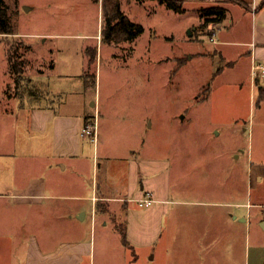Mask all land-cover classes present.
<instances>
[{
    "label": "rangeland",
    "instance_id": "obj_1",
    "mask_svg": "<svg viewBox=\"0 0 264 264\" xmlns=\"http://www.w3.org/2000/svg\"><path fill=\"white\" fill-rule=\"evenodd\" d=\"M5 1L18 35H0V105L4 97L24 99L34 95L38 84L31 83L30 76L46 71L51 58L57 62L58 73L77 75L87 65L86 46L98 48V61L90 68L97 73L92 95L98 102L93 116L98 135L96 141L83 136L90 142L83 169L87 183L92 182L90 191L98 182L106 194L128 195L130 180L124 159L134 148L148 157H168L172 162L178 151L179 174L184 173V159L192 152L198 160L206 159L214 184L227 182L230 191L244 189L247 196H260L264 202V172L254 168L264 161V109L258 103L259 84L245 60L237 69L224 66L223 72L213 73L214 66H221L222 61L214 57L212 31L203 23L204 18L193 28L189 25L199 12H176L158 0H123L124 12L145 29L135 40L117 44L102 36V7L93 0ZM11 46L16 48L14 60H24V78L18 84L10 71ZM40 78L48 85V74ZM77 79L60 82L51 77L50 82L68 89L69 99H78ZM260 80L264 84V74ZM1 116L0 122L5 120ZM146 120L149 128H144L146 132L140 138ZM107 154H111V162L105 159ZM133 203L139 206L131 200ZM255 212L264 219V206ZM121 217L120 232L117 228L110 232V224L105 226L97 217L93 222L75 220L79 225L69 224L71 236H59L82 238L91 248L95 264L119 263L125 260ZM262 222L251 230L252 235L260 237L262 247L256 252L246 251V264H264ZM38 237L48 242V235ZM10 246L8 238L0 236V259L12 253ZM132 250L127 253L133 264H173L172 252L157 248L139 250L136 255ZM24 255L22 251L21 257Z\"/></svg>",
    "mask_w": 264,
    "mask_h": 264
},
{
    "label": "crops",
    "instance_id": "obj_2",
    "mask_svg": "<svg viewBox=\"0 0 264 264\" xmlns=\"http://www.w3.org/2000/svg\"><path fill=\"white\" fill-rule=\"evenodd\" d=\"M244 1L249 7L229 0H184V13L199 12L195 22L189 24L191 28L203 19V9L213 5L226 8L222 21L208 24L215 44L214 57L222 61L221 66H214L215 74L225 67L237 69L245 60L252 75L254 64L264 62V6L257 9L261 0ZM122 3L123 0L121 7ZM99 5L102 7V0ZM88 47L84 50L87 65L82 73H58L57 62L49 58L46 71L30 76L29 81L38 84L34 95L24 99L4 97L0 105L5 119L0 122V236L8 238V250L12 251L0 259V264H95L87 242L59 235L71 236L69 224L79 225L75 220L93 222L97 217L105 226L110 224V232L116 228L120 232L119 216L125 228V260L115 264H133L127 253L130 248L136 255L139 250L150 252L157 248L172 252L173 264H246V251L256 252L262 247L260 237L252 235L251 230L264 220L255 212L264 202L260 196H247L244 189L230 191L227 182L214 184L205 158L198 160L190 152L184 159V173L179 174L178 151L172 162L168 157H148L131 148V155L124 159L130 180L128 195L106 194L98 182L89 190L92 182L87 183L83 169L90 142L81 135V129L88 116L91 120L96 115L98 102L92 95L95 89L86 85L90 70ZM46 74L48 85L40 78ZM51 77L60 82L78 78L79 98L69 99V90L52 85ZM260 82L257 79L259 98L263 89L258 101L263 110L264 84ZM147 122L140 138L147 130ZM261 125L264 129V115ZM105 159L111 162V154ZM98 165H102L99 160ZM254 168L264 172V161ZM235 177L238 180V175ZM241 178L244 184V175ZM147 194L155 199L150 206L131 204V200L137 202ZM82 212L85 215L80 218ZM43 234L48 235L46 243L39 240Z\"/></svg>",
    "mask_w": 264,
    "mask_h": 264
},
{
    "label": "trees",
    "instance_id": "obj_3",
    "mask_svg": "<svg viewBox=\"0 0 264 264\" xmlns=\"http://www.w3.org/2000/svg\"><path fill=\"white\" fill-rule=\"evenodd\" d=\"M96 3H100L101 0H93ZM161 3H165L169 8L176 12L184 13L186 8L184 6V0H158ZM245 5L248 3L244 0H229ZM264 6V0H261L257 9ZM10 6L5 0H0V34L11 35L15 34V26L11 21ZM103 19L104 25L102 29V36L109 42H115L117 44L125 41L135 40L144 31V26L141 23L134 22L126 15L121 7V0H102ZM226 8L221 5L209 6L202 10V16L204 18V24L218 23L226 17ZM10 47L11 54L9 55L10 71L16 75V83H20L24 72V60L21 62L14 60L16 54L15 49ZM92 50V51H90ZM89 67L95 64L98 56V48H88ZM29 79V78H28ZM86 85L96 88L97 85V73L96 71H88L86 75ZM263 97V89H261V95L259 101ZM90 116L87 117L89 121ZM126 241V240H125Z\"/></svg>",
    "mask_w": 264,
    "mask_h": 264
},
{
    "label": "built area",
    "instance_id": "obj_4",
    "mask_svg": "<svg viewBox=\"0 0 264 264\" xmlns=\"http://www.w3.org/2000/svg\"><path fill=\"white\" fill-rule=\"evenodd\" d=\"M263 74H264V62H256L252 70L253 80L257 82V79H259L260 75ZM81 135L93 137L94 140L96 141L98 135L97 120L93 118L87 121L81 129ZM136 200L141 206H150L155 201V199L153 198V196H151V194H147L146 196L142 198H138Z\"/></svg>",
    "mask_w": 264,
    "mask_h": 264
},
{
    "label": "water",
    "instance_id": "obj_5",
    "mask_svg": "<svg viewBox=\"0 0 264 264\" xmlns=\"http://www.w3.org/2000/svg\"><path fill=\"white\" fill-rule=\"evenodd\" d=\"M92 103H95V102H92ZM83 215H85V213H84V212H82V214H81L80 218H83ZM262 226H263V228H264V220H263V222H262Z\"/></svg>",
    "mask_w": 264,
    "mask_h": 264
}]
</instances>
